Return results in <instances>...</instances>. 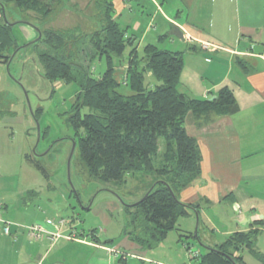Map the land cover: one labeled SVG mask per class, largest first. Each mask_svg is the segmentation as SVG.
Here are the masks:
<instances>
[{
	"label": "crops",
	"instance_id": "obj_1",
	"mask_svg": "<svg viewBox=\"0 0 264 264\" xmlns=\"http://www.w3.org/2000/svg\"><path fill=\"white\" fill-rule=\"evenodd\" d=\"M102 1L112 6L113 18L118 23L127 12V23L121 27L127 29L125 35H132L138 42L137 48L151 33L157 42L160 37H172L168 44L178 49L170 51L183 53L179 92L189 97L211 98L226 87L236 101L237 110L230 115L189 113L185 118V129L195 138L200 151L201 171L176 192L179 202L198 205L197 213L189 210L184 217L197 214L199 221L213 229L209 211L230 203L237 216L222 234L228 237L234 232H264V0H143L141 16L134 21L130 16L133 0ZM48 2L50 11L44 19L36 17L39 13L35 11H25L28 17L35 15V23L10 18L9 8L22 13L12 3L0 8V21L6 18L11 24L18 45L37 43L45 29H77L79 34L89 35L103 24L95 0ZM70 15L78 18L73 26L63 22ZM12 60L0 59V206L2 217L19 227L11 228L12 235L0 234V264H173L150 257L148 249L132 241L125 231L112 237L106 229L79 228L74 215L50 217L49 208L34 201L39 197L38 189H11L3 180L5 168L13 166L12 159H23L47 178L36 157L24 151L14 153V121L9 115L14 113V104L20 106V102L14 92L19 89V80L8 71ZM62 84L54 81L52 92L63 88ZM12 149L13 153H8ZM72 213L75 214L74 209ZM34 223L62 236L53 241L31 239L24 226ZM245 250L248 251H240L242 259Z\"/></svg>",
	"mask_w": 264,
	"mask_h": 264
},
{
	"label": "trees",
	"instance_id": "obj_2",
	"mask_svg": "<svg viewBox=\"0 0 264 264\" xmlns=\"http://www.w3.org/2000/svg\"><path fill=\"white\" fill-rule=\"evenodd\" d=\"M10 3L19 10H32L43 17L50 11L47 0H0V8ZM104 4L103 24L90 35L94 49L91 60L103 57L106 64L98 77L73 59L74 50L78 51L80 45L74 49L71 43H84L86 35L74 37L73 30L45 29L37 43L27 45L43 44L44 50H36L37 60L42 66V77L51 87L54 81L77 86L67 122L73 130L71 141L78 148L89 176L105 182H121L126 175L155 176L140 200L124 205L132 226L126 234L150 249L175 229L177 217L188 215L189 210L198 212L197 204H183L176 197V192L201 171L197 142L184 126L186 116L206 112L230 115L237 110V104L226 87L219 89L212 100L179 92L183 53L148 43L139 55L136 40L125 35L127 29L113 18L112 6ZM23 47L16 43L11 24L6 18L1 20L0 59L7 62ZM127 47L126 80L121 84L130 93L125 94L119 91L114 58L122 56ZM68 48L73 51L69 52ZM146 75L153 80L145 83ZM83 108L88 111L81 113ZM39 113L40 108L32 115L36 119ZM159 138L163 139L162 151ZM34 164L41 168L38 162ZM257 233V230L234 232L223 242L207 247L195 259L198 264H246L240 255L245 248L264 264L263 254L252 249ZM188 236L193 234L189 232ZM194 236L197 237V232Z\"/></svg>",
	"mask_w": 264,
	"mask_h": 264
},
{
	"label": "rangeland",
	"instance_id": "obj_3",
	"mask_svg": "<svg viewBox=\"0 0 264 264\" xmlns=\"http://www.w3.org/2000/svg\"><path fill=\"white\" fill-rule=\"evenodd\" d=\"M95 1L98 3L103 15L105 2L102 0ZM82 2H85V0H82ZM141 4H144L143 0H133L131 3V6H133V12L130 15L132 21L140 18ZM145 6L148 7L147 4ZM9 15L14 20H26L31 23H35L33 18L35 15L44 19L40 14L28 17L25 11L21 13L12 8H9ZM64 21L69 26H73L77 23L78 18L70 15ZM118 21L124 27L127 23V12H124L122 18H119ZM75 30H73L75 32L74 37L80 36L78 30ZM90 35H92V32L85 36L84 43H71L70 46L77 49L80 45V50H74L76 53L73 58L74 62L83 65L86 70L92 72L94 77H98L105 70L106 64L103 57H94L91 60L94 49L93 42L90 41ZM137 35V40H139L140 33ZM170 38L172 37H160V41L157 42L156 38L153 37V33H151L139 42L137 48L139 55H142V47L147 43H153L160 49H178L175 46H169ZM37 49L44 50L45 48L43 44L35 46L34 44H24V47L16 52L8 68L10 74L19 80V89L15 88L14 92L18 93L20 102V106L14 104V113L9 115V119L12 118L14 121V127L12 128L14 153L24 151L36 157L45 169L47 178L40 170L23 159L16 161L12 159L13 166L9 165L8 168H5L6 172L3 173V180L8 183L7 185L11 189L24 186L38 189L40 191L39 197L34 198V201L47 206L50 217L62 216L63 218H69L74 215L79 228L106 229L112 237L118 236L123 231L127 233V231L132 230V226L129 224L130 216L124 210V205L134 204L140 200L156 178L152 175L136 174L134 176L126 175L121 182H105L89 176L79 158L78 148L74 146L72 150L73 130L67 122L77 86L74 83L62 84L63 88L52 92L51 86L42 77L43 70L37 60ZM67 50L69 52L73 51L72 48ZM128 51L129 47L125 49L122 56L114 58V62L117 64L115 77L120 82L119 91L125 94L130 93L128 87L121 84L125 74ZM152 80L146 75L145 83ZM178 89H180L179 85ZM38 108H40V113L35 119L32 112ZM87 111V108H83L81 113ZM6 117H4V120L7 119ZM37 123L39 133H37ZM55 141L56 143H54ZM158 144L159 149L162 150V138L158 139ZM17 147L18 149H16ZM13 149L9 150L8 153H13ZM11 169H13L11 176H8ZM14 170L17 172L15 175ZM90 208L91 210H88ZM72 209H74L75 214L72 213ZM102 210L104 211L101 213ZM208 214L214 223L213 229L208 228L204 222L199 221L196 215L190 216V218L179 216L174 225L175 229H172L166 238L155 247L148 249V255L154 259L173 264H198L197 260L191 257L189 250L203 253L207 247L223 242L227 236L221 232L237 216L232 211L230 203L221 204L215 210H210ZM140 224L139 221L137 227ZM189 232L193 236H188ZM196 232L197 237L194 236ZM252 249L264 255V232H260L256 236ZM242 255L246 264H259L252 252L249 253L245 250Z\"/></svg>",
	"mask_w": 264,
	"mask_h": 264
},
{
	"label": "built area",
	"instance_id": "obj_4",
	"mask_svg": "<svg viewBox=\"0 0 264 264\" xmlns=\"http://www.w3.org/2000/svg\"><path fill=\"white\" fill-rule=\"evenodd\" d=\"M125 77H123V82H125ZM60 223H62V221H59ZM13 226H16L17 228L19 227L18 224H15V223H12L8 220H5L3 217H2V213H1V206H0V234H4V235H12V231H11V228ZM24 228L26 229L27 231V235L29 238L31 239H42V238H48L50 239L51 241L55 240L56 238L62 236L58 233H51V232H48V231H45L41 225L39 224H31V225H27V226H24ZM66 238H70V236H64ZM190 255L192 258H195L197 257L199 254L198 252L196 251H190Z\"/></svg>",
	"mask_w": 264,
	"mask_h": 264
},
{
	"label": "water",
	"instance_id": "obj_5",
	"mask_svg": "<svg viewBox=\"0 0 264 264\" xmlns=\"http://www.w3.org/2000/svg\"><path fill=\"white\" fill-rule=\"evenodd\" d=\"M39 38H40V34H39ZM214 98H215V96H212L211 98H209V100H212ZM36 126H37V133H39V125H38V123H37ZM74 146H75V143L72 141V150H73ZM196 218H198L197 214H196Z\"/></svg>",
	"mask_w": 264,
	"mask_h": 264
}]
</instances>
